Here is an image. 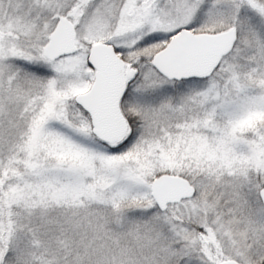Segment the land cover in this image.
<instances>
[{"label":"snow or ice","instance_id":"snow-or-ice-1","mask_svg":"<svg viewBox=\"0 0 264 264\" xmlns=\"http://www.w3.org/2000/svg\"><path fill=\"white\" fill-rule=\"evenodd\" d=\"M0 264H264V0H0Z\"/></svg>","mask_w":264,"mask_h":264}]
</instances>
